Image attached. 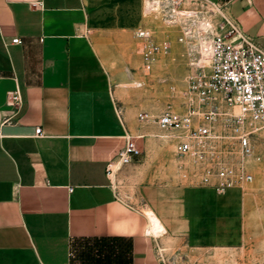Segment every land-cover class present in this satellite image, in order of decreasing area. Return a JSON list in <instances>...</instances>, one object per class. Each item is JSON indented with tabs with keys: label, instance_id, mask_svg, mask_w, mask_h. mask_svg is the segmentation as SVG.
Returning a JSON list of instances; mask_svg holds the SVG:
<instances>
[{
	"label": "crops",
	"instance_id": "obj_1",
	"mask_svg": "<svg viewBox=\"0 0 264 264\" xmlns=\"http://www.w3.org/2000/svg\"><path fill=\"white\" fill-rule=\"evenodd\" d=\"M215 1L264 49V0ZM145 23L142 0H0V264H165L162 219L194 249L222 239L213 189L182 185L143 213L106 173L126 132L161 133L123 86ZM16 87L18 112L6 102Z\"/></svg>",
	"mask_w": 264,
	"mask_h": 264
},
{
	"label": "built area",
	"instance_id": "obj_2",
	"mask_svg": "<svg viewBox=\"0 0 264 264\" xmlns=\"http://www.w3.org/2000/svg\"><path fill=\"white\" fill-rule=\"evenodd\" d=\"M142 16L160 24L133 30L144 74L171 52L168 30L190 59L183 87L162 77L169 99L155 115L139 112L138 120L154 122L161 132L154 136L172 142L178 175L186 183L219 195L251 183L249 164L259 159L252 139L264 128V49L215 0H142ZM6 102L19 111L23 98L18 87L7 93ZM34 134L41 136V128ZM144 136L125 133L124 146L106 167L112 182L122 166L142 154L138 139Z\"/></svg>",
	"mask_w": 264,
	"mask_h": 264
},
{
	"label": "rangeland",
	"instance_id": "obj_3",
	"mask_svg": "<svg viewBox=\"0 0 264 264\" xmlns=\"http://www.w3.org/2000/svg\"><path fill=\"white\" fill-rule=\"evenodd\" d=\"M143 19L156 28L160 27L154 20ZM167 32L172 41L171 52L150 74L141 71L134 50L127 57V64L135 77L134 81L124 80L123 86H128L127 91H138L136 113L140 110L156 112L169 99L166 83L160 81L162 77H167L179 89L184 85L190 58L187 49L175 41L174 32ZM149 82L151 87L147 85ZM138 143L142 147L143 162L129 169L123 180L119 173L124 166L113 176V184L122 199L146 213L148 209L153 211V203L167 199V196L173 201L171 195L188 183L178 175L177 159L170 140L147 135L138 139ZM252 143L254 155L259 157H254L249 164L253 181L221 195L210 191L212 196L208 199L217 210L219 235L222 238L217 246L194 249L189 246L183 229L174 230L162 219L166 230L157 236V249L163 263L264 264V128L255 133Z\"/></svg>",
	"mask_w": 264,
	"mask_h": 264
},
{
	"label": "bare ground",
	"instance_id": "obj_4",
	"mask_svg": "<svg viewBox=\"0 0 264 264\" xmlns=\"http://www.w3.org/2000/svg\"><path fill=\"white\" fill-rule=\"evenodd\" d=\"M202 52H203V54L205 53V48H203V47H202ZM152 232H153V231H152Z\"/></svg>",
	"mask_w": 264,
	"mask_h": 264
}]
</instances>
